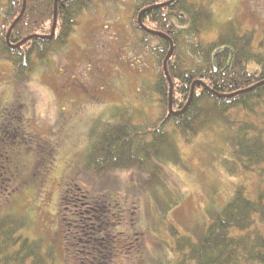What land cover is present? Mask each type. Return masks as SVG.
<instances>
[{"label": "trees", "instance_id": "16d2710c", "mask_svg": "<svg viewBox=\"0 0 264 264\" xmlns=\"http://www.w3.org/2000/svg\"><path fill=\"white\" fill-rule=\"evenodd\" d=\"M118 1L0 0V61L11 65V81L26 82L38 63L67 46L87 12ZM127 1L132 46L154 65L140 100L155 106L157 116L137 124L123 114L93 138L86 168L99 178L111 170L147 173L148 187L178 162L172 133L188 142L214 125L225 128V172H257L260 183L253 197L243 184L234 186L232 196L208 215V223L204 214L192 235L168 223L173 264H264V32L257 39L254 29L239 31L232 18L216 24L201 0ZM251 64L257 67L253 72ZM12 173L5 172L0 186L12 182ZM86 195L77 188L62 196L66 258L73 264H111L122 242L127 250L132 242L119 232L121 250L116 245L114 229L125 214L106 196ZM22 226L11 216L0 217V264H48L40 244L20 234Z\"/></svg>", "mask_w": 264, "mask_h": 264}, {"label": "rangeland", "instance_id": "374dc122", "mask_svg": "<svg viewBox=\"0 0 264 264\" xmlns=\"http://www.w3.org/2000/svg\"><path fill=\"white\" fill-rule=\"evenodd\" d=\"M201 1L211 7L216 24L232 18L239 31L254 29L257 39L263 36L264 0ZM129 3L119 0L87 12L67 46L38 63L22 84L11 81V65L0 61V185L5 172H13L12 182L0 186V217L21 221L20 234L40 244L48 264H73L66 258L61 202L77 188L88 198L106 196L125 214L114 229L123 250L111 264H173L168 223L192 235L204 214L208 223V215L232 196L234 186L243 184L253 197L260 183L257 172H225L227 130L215 125L188 142L172 133L178 162L148 187L147 173L111 170L99 178L86 168L93 138L123 114L137 124L157 116L155 106L141 103L154 65L132 46ZM256 68L251 64L248 70ZM233 115L242 119L240 112ZM119 232L132 241L129 250L117 244Z\"/></svg>", "mask_w": 264, "mask_h": 264}]
</instances>
